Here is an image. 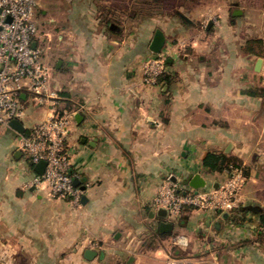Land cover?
<instances>
[{
    "label": "crops",
    "instance_id": "0c3cea01",
    "mask_svg": "<svg viewBox=\"0 0 264 264\" xmlns=\"http://www.w3.org/2000/svg\"><path fill=\"white\" fill-rule=\"evenodd\" d=\"M93 6L67 12L75 19L66 14L56 46L43 39L49 89L59 99L39 104L26 93L21 120L26 133L55 109L72 114L67 148L86 200L51 199L30 187L36 171L21 149L25 133L0 126V264H238L241 240L262 242L264 204L259 212L242 205L253 219L193 208L162 217L153 201L168 178L190 188L184 181L200 174L217 186L227 171L204 166L210 153L247 163L253 145L264 146V95L248 92L256 89L258 60L251 76L249 58L213 45L221 24L209 22L206 54L197 57L198 41L180 50L160 18L130 30V15L113 0ZM157 29L171 52L162 88L148 85L143 71ZM256 153L253 161L264 162L263 147ZM249 185L256 192L248 197L244 188L241 203L262 198L253 174ZM164 221L173 225L169 232L160 230ZM87 249L95 258H85Z\"/></svg>",
    "mask_w": 264,
    "mask_h": 264
},
{
    "label": "built area",
    "instance_id": "2783aa9c",
    "mask_svg": "<svg viewBox=\"0 0 264 264\" xmlns=\"http://www.w3.org/2000/svg\"><path fill=\"white\" fill-rule=\"evenodd\" d=\"M40 0H0V126H9L25 115L23 96L31 93L39 104L57 103L59 95L50 91L51 67L43 58L39 44L40 29L35 15ZM165 56L155 54L143 66L148 85H160L167 71ZM72 114L59 112L29 128L21 139V149L33 166L47 163L36 173L30 187L46 189L53 198L68 199L79 205L84 190L75 184L78 174L72 168L67 142ZM229 179L212 187L187 188L168 178L153 201V207L165 209L170 217L184 208L228 213L239 206L246 175L231 166Z\"/></svg>",
    "mask_w": 264,
    "mask_h": 264
},
{
    "label": "rangeland",
    "instance_id": "374dc122",
    "mask_svg": "<svg viewBox=\"0 0 264 264\" xmlns=\"http://www.w3.org/2000/svg\"><path fill=\"white\" fill-rule=\"evenodd\" d=\"M105 1L106 0H40L35 15V21L40 28V42H43V39L46 38V41L49 42L50 45L56 46L58 43L57 36L60 31L59 25H62L61 22L64 21V18H66L68 14L70 15V20L75 19L73 13L67 12H71L74 8L78 10H92L93 7L95 8L93 5L103 4L104 6ZM113 6L115 10H124V15H130V19H126L128 20L127 24L130 30H135V28L138 29L140 24H143L145 20L147 21L149 17L153 16L161 19V25L165 28L169 39H173L176 43L184 45L180 50L185 51V48L190 50V42H192V40L198 41L196 46L199 48V51L195 53L197 57L199 54H206L205 43H203L204 47L201 46L203 45L202 42H205V38L211 35L207 31L209 22L211 24L224 25L225 29L222 35L219 36L220 31L212 34L211 42H213V45H218L225 55L241 56L245 60L249 58L250 67L248 74L251 76L254 74L253 66L256 60L262 59L263 65H261L260 70H257V73L254 74L256 85L253 87L257 90L264 89V57L260 56L263 55L264 45H261L257 41H264V0H113ZM102 9H104V7ZM236 10H240L242 13L240 15H234ZM78 19H80V15H78ZM214 37L217 38L214 39ZM48 52H51V50H48ZM162 54L166 58V67L168 69V56L171 55V52L164 47ZM44 59L46 60V58ZM56 59L57 57L55 55L53 65ZM203 61H205V59ZM46 62L49 63L47 60ZM57 76V72L55 71L54 77L57 78ZM52 81H54V79ZM55 82L56 80L54 83ZM158 86H160V88L163 87L162 84ZM28 121L29 119L27 122ZM262 147L264 149L262 145H253L252 148L255 150L253 155L249 156V158H251L247 163L241 159L239 162H230L233 167L242 168L246 175L241 193L244 188L247 190L248 197L253 196L254 192H256L257 187L254 185L245 187L251 174H253V178L257 180V185L261 186L263 190L260 193L262 198L259 200L256 198L254 201L250 200L252 202L245 201L241 203L240 201L236 209L228 212L229 214L237 213L235 216L238 218L248 215L249 218L253 219L254 216L253 212H250L248 209L245 210L250 214L244 213L243 211L245 210L242 209V205L246 204L248 206V204H252V206L260 208V206L264 204V162H258V160L253 161L255 154H257L256 151H262ZM226 171V175L219 181L220 184L229 179V175L232 173L230 170ZM255 175H258V177L261 176L263 180L257 179ZM212 186H214L213 182H209L208 187ZM50 198L53 199L51 196ZM55 199L61 200L62 198ZM263 206L262 208L264 211ZM239 208L242 210L241 212H237ZM259 211H261V209ZM218 212L222 213L220 211ZM262 215H264V212ZM259 218H261V216ZM259 236L262 242L258 245L254 243V237L246 240L243 239L240 241L242 242L241 244H236L242 249L240 260L239 258L236 259L238 264H264V231ZM191 259L194 261L197 260V257H191ZM226 259L227 261L232 260L228 257Z\"/></svg>",
    "mask_w": 264,
    "mask_h": 264
},
{
    "label": "water",
    "instance_id": "95a60500",
    "mask_svg": "<svg viewBox=\"0 0 264 264\" xmlns=\"http://www.w3.org/2000/svg\"><path fill=\"white\" fill-rule=\"evenodd\" d=\"M241 13H242V11L236 10L234 12V15H240ZM165 43H166V36H165L164 32L161 29H157L155 34H154L153 40H152V42L150 44V49H151V51L153 53L159 54V53L162 52V50H163V48L165 46ZM262 63H263V60L259 59L258 62H257V67H256L257 70H260ZM9 126L11 128H13L14 130H16L17 132L21 133V134L25 133L26 128H25L23 122L20 121V120H17V119L12 120L9 123ZM46 165H47V163L45 161H41L38 164H36L34 166V169H35L36 173L42 174L44 172V170H45ZM174 182H178V181L174 180ZM75 184L77 186L81 185V180L76 179L75 180ZM184 184L185 185H189V186H191L192 188H195V189H199V188H202V187H207V182H206L205 178H203L200 174H191L184 181ZM81 188L83 190H85V186H81ZM85 200H86V196H83L82 202L84 203ZM249 209L253 210L255 212H258L260 210V208H258L257 206H250ZM159 214L162 217H166L167 216V211L165 209H160L159 210ZM225 215H228V213H226ZM172 227H173V225L171 223L166 222V221L161 222V224H160V230L162 232H169L172 229ZM97 253L98 252L96 250L87 249L85 251L84 256L87 259H93V258H95Z\"/></svg>",
    "mask_w": 264,
    "mask_h": 264
},
{
    "label": "trees",
    "instance_id": "16d2710c",
    "mask_svg": "<svg viewBox=\"0 0 264 264\" xmlns=\"http://www.w3.org/2000/svg\"><path fill=\"white\" fill-rule=\"evenodd\" d=\"M261 45H264V41L262 40H257ZM260 56H263L264 57V47H263V55H260ZM167 75V72H165L160 80H159V83H162L165 76ZM251 95H258V94H262L264 95V89L259 92V90L257 89H250L248 91ZM204 165L206 167H209V169L211 171H226V170H230L231 166H232V163H230L228 161V158L225 154H213V153H210L207 155L206 159H205V162H204ZM237 211V210H236ZM242 210L239 208L237 212H241ZM247 210L243 211L244 213L246 212ZM247 213V212H246ZM262 218H263V222H264V215H262Z\"/></svg>",
    "mask_w": 264,
    "mask_h": 264
},
{
    "label": "flooded vegetation",
    "instance_id": "af4514ba",
    "mask_svg": "<svg viewBox=\"0 0 264 264\" xmlns=\"http://www.w3.org/2000/svg\"><path fill=\"white\" fill-rule=\"evenodd\" d=\"M39 29H40V28H39ZM39 44H40V45L42 46V48H43L42 42L39 41Z\"/></svg>",
    "mask_w": 264,
    "mask_h": 264
}]
</instances>
